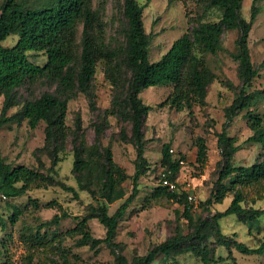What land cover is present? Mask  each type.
I'll list each match as a JSON object with an SVG mask.
<instances>
[{
  "label": "rangeland",
  "instance_id": "374dc122",
  "mask_svg": "<svg viewBox=\"0 0 264 264\" xmlns=\"http://www.w3.org/2000/svg\"><path fill=\"white\" fill-rule=\"evenodd\" d=\"M28 7L36 6L46 0H20ZM145 6L143 22L147 34L152 37L149 48L151 62L159 61L172 44L188 30L200 23L217 24L222 18V11L210 8L203 0H137ZM4 0H0L1 6ZM254 0H242L241 16L249 21ZM94 9L102 10L105 24V42L115 49L118 55L113 66L118 70L119 87L114 86L107 75L104 62L97 66L96 74L84 93L79 90L70 97L66 112L65 126L68 136L55 138L47 142V123L40 122L32 129L26 120L15 118L0 130V158L12 167L24 166L43 175L45 180L41 187L35 184L22 196L4 197L0 193V264H116V255L126 257L129 264L148 254L154 247L175 236L178 232L188 233L189 224L183 216L184 208L164 193H158L161 186L163 148L170 146L172 158L180 163L176 175L179 193L186 191L192 197V213L197 220H211L213 215L224 212L231 204L233 195L227 194L222 203L205 204L214 199L219 173L224 164L222 151L218 144L219 135L227 123L226 108L231 106L243 86L236 58L240 51L237 45L238 30H228L216 39L214 52L197 46V55L206 67L215 75L214 81L207 88L206 104H196L192 110H177L158 105L172 93L173 85L151 87L139 97L152 110L145 118L143 133L145 154L148 166L139 181V194L130 206L117 230L115 242L116 255L112 249L101 244L97 248L91 245L79 246L82 238L80 222L88 216L92 207L104 204L101 197V166L90 176L91 187L98 194L80 188L73 171L76 148L81 151L85 161L106 163V151L111 150L114 162L128 176L136 171L137 147L133 138L131 111L124 102L114 105L116 96L121 101L126 97L132 80L131 69L126 64L125 32L126 20L123 15V0H93ZM260 12L254 22L249 36L252 62L257 75L245 86L251 93L264 89V0H258ZM103 8V9H101ZM83 27L79 25L75 42L73 70L80 72V55L82 50ZM17 37L12 36L2 43L6 47L16 44ZM31 62L44 66L47 57L43 53H30ZM17 106L8 115L15 117L29 100L40 98L46 93L57 95L62 99L56 82L42 77L32 82L26 79L15 90ZM4 96L0 95V114ZM263 119L264 98H260L251 108ZM246 111L234 117L227 127L229 137L237 140L240 150L235 154V165L251 166L263 154V149L248 139L254 135L246 118ZM264 132V126L261 130ZM206 147L204 160L198 158L199 144ZM170 151V152H171ZM58 162L54 164V159ZM87 173V172H86ZM87 178L83 184L88 183ZM74 187L79 198L62 189L61 184ZM21 186V184H18ZM128 197L132 193L133 181L124 183ZM125 197V198H126ZM124 200L108 205L113 215ZM245 208L264 209V199L256 202L242 203ZM14 207L21 211L15 224L12 223ZM66 212L70 218L62 219L58 224L52 223L55 215ZM221 231L227 237L244 242L251 248L264 240V216L254 223H244L235 216L220 220ZM88 229L93 238L104 239L106 229L97 219L88 221ZM86 231V230H85ZM211 256L215 259L224 257L225 261L212 264H264L262 255H242L234 250L232 255L226 248L216 244L212 237L208 243ZM153 264H203L201 259L191 252L176 257L159 256Z\"/></svg>",
  "mask_w": 264,
  "mask_h": 264
},
{
  "label": "trees",
  "instance_id": "16d2710c",
  "mask_svg": "<svg viewBox=\"0 0 264 264\" xmlns=\"http://www.w3.org/2000/svg\"><path fill=\"white\" fill-rule=\"evenodd\" d=\"M210 8L222 11L219 23H200L188 30L176 40L169 51L157 62L149 59V48L152 37L146 33L143 12L145 6L137 0H123V15L126 20L125 49L126 64L131 69L132 80L123 101L120 96L114 99V105L125 106L131 111L132 132L137 147V162L135 174L130 177L113 160L111 150L106 151V163L94 165L81 159V151L76 148L73 171L82 190H87L96 197L97 192L91 187L90 176L96 170L100 171L101 197L104 204L92 207L88 216L80 222L82 238L79 246L91 245L97 248L101 244L108 245L116 255L118 246L115 242L118 225L126 215L139 194V181L145 174L148 166L145 154V141L143 126L145 118L152 110L145 105L139 95L157 86L173 85L172 93L166 100L158 105L159 108L168 106L177 110H192L196 104L205 105L207 88L216 78L206 67L204 62L195 55L197 46L214 52L216 39L228 30H238L237 45L239 55V71L243 79V88L233 104L226 108L227 123L224 131L219 135L218 144L222 151L224 164L219 173L217 190L214 199H208L205 204L222 203L227 194L233 195L230 206L224 211L213 215L211 220H197L192 213V205L186 191L179 195L159 186L158 193H164L184 208L183 216L188 221V233L178 232L175 236L157 245L147 255L134 261V264H153L159 256L176 257L185 252H191L199 257L203 264H212L225 261L224 257L215 259L211 256V249L207 243L216 238L219 247L227 249L230 255L236 250L242 255H262L264 253V240L260 245L251 248L244 242L233 237H227L221 231L220 220L235 216L244 223H254L264 216V209L245 208L242 203L246 200L256 202L264 199V152L251 166L235 165V154L240 150L237 140L228 136L226 129L233 122L235 116L246 111V118L254 135L249 142L260 145L264 151L263 119L251 111V108L260 99L264 98V89L251 93L245 91L257 75L253 65L249 47V36L254 22L260 12L254 0L249 21L241 16L242 0H203ZM93 0H46L33 7L24 5L20 0H4L0 13V95L4 96V104L0 114V130L11 123L15 118L18 121L26 120L28 125L35 129L40 122L47 123L46 139H65L68 129L65 126L66 112L70 97L79 90L86 92L90 86L100 62H104L107 75L117 88L118 70L113 66L118 58L115 49L105 42V24L102 19V10L94 9ZM103 9V8H101ZM79 25L83 27L82 50L80 55V72L76 76L73 70L75 57V42ZM17 37L12 47L2 43L10 37ZM30 53H43L47 57L44 66L36 65L29 59ZM47 77L58 85L59 93L67 96L65 99L57 95L46 93L40 98L27 101L22 110L15 117L8 112L17 106L15 90L26 79L34 82L39 78ZM170 146L165 145L162 151V164L168 172V178L176 182V175L180 169V162L172 158ZM206 147L203 141L199 144L198 158L204 160ZM58 159H54V164ZM87 172V173H86ZM89 180L83 184V180ZM133 181L132 193L127 196L124 183ZM45 180L43 175L35 173L24 166L12 167L0 158V193L5 197L17 198L24 195L33 184L42 186ZM21 184V186H18ZM61 187L66 192L79 198L77 190L64 183ZM126 197V198H125ZM123 201L117 211L111 215L108 205ZM21 215L20 209L14 207L12 223L15 224ZM70 218L66 212L55 215L52 223L58 224L60 220ZM97 219L106 229L104 239H95L88 229V221ZM86 230V231H85ZM116 264H129L125 256L116 255Z\"/></svg>",
  "mask_w": 264,
  "mask_h": 264
},
{
  "label": "built area",
  "instance_id": "2783aa9c",
  "mask_svg": "<svg viewBox=\"0 0 264 264\" xmlns=\"http://www.w3.org/2000/svg\"><path fill=\"white\" fill-rule=\"evenodd\" d=\"M171 153H172V151H171ZM180 163L183 164L184 162L183 161H180ZM168 174L169 173L166 172L165 169L162 170V172H161V178H160V184H161V186L167 187L170 192L179 195L180 193H179V189H178L177 182L171 181L168 178ZM188 198H189V201L191 202L192 197L191 196H188Z\"/></svg>",
  "mask_w": 264,
  "mask_h": 264
}]
</instances>
